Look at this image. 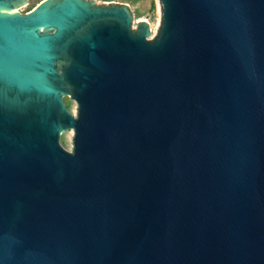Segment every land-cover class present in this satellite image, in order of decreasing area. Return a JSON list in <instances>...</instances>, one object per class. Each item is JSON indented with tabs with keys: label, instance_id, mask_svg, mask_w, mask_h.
Segmentation results:
<instances>
[{
	"label": "water",
	"instance_id": "water-1",
	"mask_svg": "<svg viewBox=\"0 0 264 264\" xmlns=\"http://www.w3.org/2000/svg\"><path fill=\"white\" fill-rule=\"evenodd\" d=\"M158 1L0 0V264H264V0Z\"/></svg>",
	"mask_w": 264,
	"mask_h": 264
},
{
	"label": "rangeland",
	"instance_id": "rangeland-1",
	"mask_svg": "<svg viewBox=\"0 0 264 264\" xmlns=\"http://www.w3.org/2000/svg\"><path fill=\"white\" fill-rule=\"evenodd\" d=\"M39 0H32V4L23 8L19 12H26L33 5H35ZM95 3L101 2H112V3H123L126 4L130 13L133 16V26L136 21L145 19L148 23V28L154 33V36L157 34L160 16H161V7L158 0H92ZM152 27V28H151ZM72 114L75 113V105L67 103ZM74 111V112H73ZM71 137L64 141L66 149L69 151L71 149Z\"/></svg>",
	"mask_w": 264,
	"mask_h": 264
},
{
	"label": "bare ground",
	"instance_id": "bare-ground-1",
	"mask_svg": "<svg viewBox=\"0 0 264 264\" xmlns=\"http://www.w3.org/2000/svg\"><path fill=\"white\" fill-rule=\"evenodd\" d=\"M143 20H145V19H143ZM151 28H152V27H151ZM73 112H74V111H73ZM68 138H70V136H69ZM68 138H67V139H68Z\"/></svg>",
	"mask_w": 264,
	"mask_h": 264
}]
</instances>
